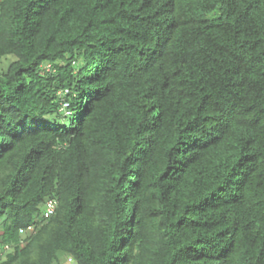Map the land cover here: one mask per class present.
I'll list each match as a JSON object with an SVG mask.
<instances>
[{"label":"trees","instance_id":"trees-1","mask_svg":"<svg viewBox=\"0 0 264 264\" xmlns=\"http://www.w3.org/2000/svg\"><path fill=\"white\" fill-rule=\"evenodd\" d=\"M0 228V264H264V0H0Z\"/></svg>","mask_w":264,"mask_h":264},{"label":"built area","instance_id":"built-area-1","mask_svg":"<svg viewBox=\"0 0 264 264\" xmlns=\"http://www.w3.org/2000/svg\"><path fill=\"white\" fill-rule=\"evenodd\" d=\"M55 208V201L54 200H48L45 205H44V211H43V216L48 217L50 216ZM34 228L33 224H29L25 226L24 228H20L19 232H28L31 231Z\"/></svg>","mask_w":264,"mask_h":264},{"label":"rangeland","instance_id":"rangeland-1","mask_svg":"<svg viewBox=\"0 0 264 264\" xmlns=\"http://www.w3.org/2000/svg\"><path fill=\"white\" fill-rule=\"evenodd\" d=\"M1 229V228H0Z\"/></svg>","mask_w":264,"mask_h":264}]
</instances>
